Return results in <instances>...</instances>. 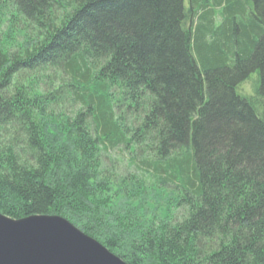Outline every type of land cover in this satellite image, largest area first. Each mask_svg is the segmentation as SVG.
I'll list each match as a JSON object with an SVG mask.
<instances>
[{
    "label": "trees",
    "instance_id": "1",
    "mask_svg": "<svg viewBox=\"0 0 264 264\" xmlns=\"http://www.w3.org/2000/svg\"><path fill=\"white\" fill-rule=\"evenodd\" d=\"M186 1L0 0L1 215L62 217L126 264H264V0ZM119 147L176 217L100 175Z\"/></svg>",
    "mask_w": 264,
    "mask_h": 264
},
{
    "label": "water",
    "instance_id": "2",
    "mask_svg": "<svg viewBox=\"0 0 264 264\" xmlns=\"http://www.w3.org/2000/svg\"><path fill=\"white\" fill-rule=\"evenodd\" d=\"M0 264H126L59 216L0 214Z\"/></svg>",
    "mask_w": 264,
    "mask_h": 264
},
{
    "label": "rangeland",
    "instance_id": "3",
    "mask_svg": "<svg viewBox=\"0 0 264 264\" xmlns=\"http://www.w3.org/2000/svg\"><path fill=\"white\" fill-rule=\"evenodd\" d=\"M184 6L187 7L186 0L184 2ZM13 37V34L7 35L6 42L8 43V46H10L11 51H16L18 43H22L24 38L22 36L16 38ZM254 80H256L255 74L251 75L249 81L241 84L239 88V94L243 96L252 95L255 85L253 86L251 81ZM60 104H62V102ZM66 106L67 104L64 106L59 105L57 110L63 108L65 115H70V110ZM69 117H71V115ZM62 140L66 139L62 137ZM139 152L140 151L137 150V153L133 154L124 147H119L118 149L107 152L103 155L104 157H102L100 161V175L108 177L111 180L114 189H118V185L121 184L122 186L123 183L128 182L129 179H136V181H133L134 183H132L131 180L128 182V191L131 195H129L130 201L126 203L130 207H135L137 200L140 201L144 200L145 198L147 205H151L152 207L150 210L147 209V211L152 212L155 218L170 219L172 216L176 217L178 215V210L175 208V200L177 199L175 193L167 190H158L155 188L153 183L148 180V174L145 172L146 168L142 164L145 154H141ZM147 184H151V186L149 187ZM120 188L124 189L122 187ZM146 208L149 207L145 206V209Z\"/></svg>",
    "mask_w": 264,
    "mask_h": 264
}]
</instances>
